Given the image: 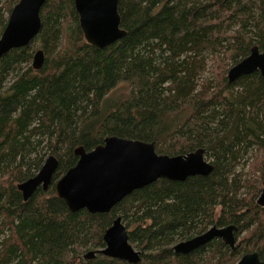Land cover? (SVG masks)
I'll list each match as a JSON object with an SVG mask.
<instances>
[{"label": "trees", "instance_id": "16d2710c", "mask_svg": "<svg viewBox=\"0 0 264 264\" xmlns=\"http://www.w3.org/2000/svg\"><path fill=\"white\" fill-rule=\"evenodd\" d=\"M18 1L0 0V36ZM73 1L47 0L38 35L0 60V264H128L84 259L104 248L117 217L138 264H236L250 253L264 262V80L227 79L253 47L264 52V0H119L127 34L103 50L85 42ZM37 45L45 61L34 71ZM120 84L130 91L114 99ZM112 136L154 143L158 155L203 149L213 171L159 180L108 214L70 213L56 182L77 148ZM48 156L58 160L51 186L24 202L16 186ZM230 225L234 250L214 239L186 256L173 251Z\"/></svg>", "mask_w": 264, "mask_h": 264}, {"label": "water", "instance_id": "95a60500", "mask_svg": "<svg viewBox=\"0 0 264 264\" xmlns=\"http://www.w3.org/2000/svg\"><path fill=\"white\" fill-rule=\"evenodd\" d=\"M47 0H19L13 7L0 36V60L12 50L28 47L41 29L40 11ZM79 28L85 42L94 49L103 50L126 36L121 29L118 13L119 0H74ZM45 56L37 50L31 67L39 71ZM258 72L264 80V52L257 47L248 57L230 68L229 83L242 76ZM78 158L55 184L56 196L63 200L70 213L86 211L91 215L108 214L124 198L159 180L185 182L195 176H209L212 165L206 161L204 150L198 149L186 155H158L154 143L107 137L103 143L87 152L82 147L74 151ZM58 168V160L48 156L39 172L16 186L24 202L39 189L46 192L51 186ZM256 204L264 208V187ZM237 228L233 225L218 228L213 226L205 233L173 247L179 255H189L214 239H220L231 250L235 249ZM104 248L90 251L84 259L96 255L138 264L140 252L128 241V231L120 217L113 220L103 235ZM236 264H264L257 253L245 254Z\"/></svg>", "mask_w": 264, "mask_h": 264}, {"label": "rangeland", "instance_id": "374dc122", "mask_svg": "<svg viewBox=\"0 0 264 264\" xmlns=\"http://www.w3.org/2000/svg\"><path fill=\"white\" fill-rule=\"evenodd\" d=\"M39 50V46H34L33 48V55L34 53ZM32 62L30 63L31 66ZM130 91V88L128 85L126 84H120L112 93V97H114V99H118V98H122V96H125L128 94V92ZM219 213V210L217 211V214Z\"/></svg>", "mask_w": 264, "mask_h": 264}]
</instances>
